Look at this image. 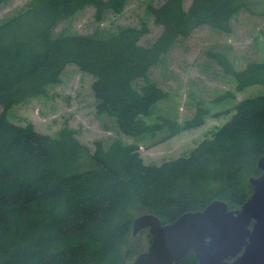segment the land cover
<instances>
[{"label":"trees","instance_id":"trees-1","mask_svg":"<svg viewBox=\"0 0 264 264\" xmlns=\"http://www.w3.org/2000/svg\"><path fill=\"white\" fill-rule=\"evenodd\" d=\"M130 1L33 0L0 24V264H126L133 249L124 246L137 216L153 213L170 223L217 199L237 209L253 193L249 179L262 173L264 94L236 101L223 112L231 119L187 155L147 164L140 145L146 136L162 143L212 115L200 106L180 120L177 108L175 116L162 113L147 122L168 95L152 69L200 27L229 34L242 11L264 17V0H191L188 7L184 0L150 1L146 16L162 31L147 44L141 43L151 32L146 19L115 31L97 25L91 33L55 34L88 7L100 24ZM209 54L235 78L238 91L264 85V59L237 69L227 52ZM69 64L94 77L97 113L114 118L115 130L135 142L97 139L91 148L68 125L51 135L6 116L61 83ZM190 254L174 264H197Z\"/></svg>","mask_w":264,"mask_h":264},{"label":"rangeland","instance_id":"rangeland-1","mask_svg":"<svg viewBox=\"0 0 264 264\" xmlns=\"http://www.w3.org/2000/svg\"><path fill=\"white\" fill-rule=\"evenodd\" d=\"M32 1L9 0L2 4L0 24L28 7ZM150 1L158 5L163 0H132L122 13L109 12L100 24L95 21L94 8L88 7L60 23L55 34L91 33L97 25L107 31H115L120 26H139L146 19L151 32L141 39V43H150L162 31L160 26L146 16L145 8ZM190 3L191 0H184L186 7ZM232 28L229 34L207 26L196 29L190 37L181 40L171 50L165 65L152 69L151 77L168 95L154 106V114L145 117L147 122H154L162 113L175 116L177 108L182 117L180 120L192 117L200 106L210 108L212 115L206 118L204 125L183 130L159 144H153L152 139L146 136L141 142L140 153L147 164L161 165L165 161L189 154L201 141L211 138L221 125L231 119L232 114L223 113L226 109L243 97L264 94V85L260 84L238 91L235 78L225 73L223 67L209 54L227 52L237 69L244 67L249 60L264 59V17L242 11L233 20ZM93 80L92 75L69 64L62 73L61 83L50 85L46 95L15 105L7 111L6 116L16 124L33 123L36 130L51 135L68 125L76 129L81 142L91 148H94L97 139L105 143L115 138L135 142V138L115 130L114 118L97 113ZM230 93L233 94L231 97L228 96ZM146 240L142 236L129 235L124 251L129 248L133 250L126 264H134L136 257L146 251Z\"/></svg>","mask_w":264,"mask_h":264},{"label":"water","instance_id":"water-1","mask_svg":"<svg viewBox=\"0 0 264 264\" xmlns=\"http://www.w3.org/2000/svg\"><path fill=\"white\" fill-rule=\"evenodd\" d=\"M258 166L262 173L249 179L253 193L237 209L217 199L170 223L153 213L137 216L132 233L149 228L152 240L134 264H174L192 252L197 264H264V155Z\"/></svg>","mask_w":264,"mask_h":264},{"label":"flooded vegetation","instance_id":"flooded-vegetation-1","mask_svg":"<svg viewBox=\"0 0 264 264\" xmlns=\"http://www.w3.org/2000/svg\"><path fill=\"white\" fill-rule=\"evenodd\" d=\"M133 225V224H132ZM132 231H133V227H132ZM131 235H134L133 233L131 234ZM135 236H142V237H144L145 239H147L148 240V242H147V244H148V246H147V248L145 249V250H147L148 249V247L150 246V243H151V240H152V235H151V233H150V229L149 228H144V229H142L138 234H136V235H134V237ZM146 240V241H147Z\"/></svg>","mask_w":264,"mask_h":264},{"label":"bare ground","instance_id":"bare-ground-1","mask_svg":"<svg viewBox=\"0 0 264 264\" xmlns=\"http://www.w3.org/2000/svg\"><path fill=\"white\" fill-rule=\"evenodd\" d=\"M213 22V21H212ZM218 25V24H217ZM161 95V94H160ZM164 96V95H163ZM163 98V97H162ZM221 98V97H220ZM220 101V100H219ZM240 106V105H239ZM197 109V108H196ZM200 114V113H199ZM169 121V120H168ZM163 124V123H162ZM119 125V124H118ZM170 130H172V129H170ZM130 133V132H129ZM117 143V142H116ZM116 146V145H115ZM260 156V155H259ZM231 201V200H230ZM229 205V204H228ZM241 207V206H240ZM236 208H237V206H236ZM185 212V211H184ZM191 255V254H190ZM193 258V257H192ZM192 260V259H191ZM195 260V259H194ZM185 262V261H184Z\"/></svg>","mask_w":264,"mask_h":264}]
</instances>
